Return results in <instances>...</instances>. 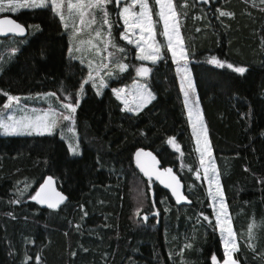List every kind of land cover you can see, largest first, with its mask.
<instances>
[{
  "label": "trees",
  "instance_id": "1",
  "mask_svg": "<svg viewBox=\"0 0 264 264\" xmlns=\"http://www.w3.org/2000/svg\"><path fill=\"white\" fill-rule=\"evenodd\" d=\"M184 3L187 8L180 7ZM149 5L155 39L164 45L155 0H149ZM173 6L190 55L189 69L207 129L210 160L216 164L227 217L236 235L239 250L233 256L239 264H264L245 243L250 218L254 216L257 223L264 218V185L257 182L264 178V4L260 0H209L208 4L173 0ZM217 7L232 16L217 19ZM109 11L112 37L130 54L125 58L111 48V67L106 72L111 70L112 75L103 77L107 87L100 96L91 82L83 85L73 122L80 155H70L57 134L0 137V264H21L25 255L28 264H35L38 252L45 264H104L105 258L107 264H173L170 251L178 253L185 244L192 245L183 251L188 264H212L214 254L217 261L224 259L207 187L198 178L201 165L176 66L165 45L166 60L156 64L136 60L133 46L120 39L114 0ZM2 16L23 25L27 35L13 45L18 51L0 73V89L14 96L42 94L57 91L64 81L74 98L87 70L69 58V31L61 27L59 18H53L50 8H22ZM29 25H39L40 30ZM3 45L0 56L7 59L13 46L1 42ZM213 56L225 66L207 63ZM116 60L128 65L124 72L112 66ZM227 64L247 70L241 75ZM139 66L152 69L148 77L137 76ZM137 81L149 84L156 98L133 116L120 111L123 105L113 89ZM5 99L0 96V106ZM59 99L63 101L62 96ZM169 138L173 144L168 143ZM66 140L72 141L69 136ZM138 148L152 152L162 167L174 168L191 206L174 205L156 183L137 174L132 155ZM46 176L67 197L56 212L41 209L29 198ZM25 183L29 186L21 203L9 205ZM140 192L143 195L138 196ZM81 204L87 216L80 211ZM138 207L140 214L149 215L145 223L140 215L133 216ZM9 211L15 219L6 215ZM77 223L81 224L79 231ZM252 243L257 253L264 251V230ZM180 259L176 255L175 264Z\"/></svg>",
  "mask_w": 264,
  "mask_h": 264
},
{
  "label": "snow or ice",
  "instance_id": "2",
  "mask_svg": "<svg viewBox=\"0 0 264 264\" xmlns=\"http://www.w3.org/2000/svg\"><path fill=\"white\" fill-rule=\"evenodd\" d=\"M112 2L113 0H0V13L6 11L16 12L19 8L47 9L50 7L53 18H59L61 27L65 30L71 27V32L67 33L69 40L68 53L70 59L77 58L73 55V53L81 52V45L85 43V41L80 38L81 33L85 30H92V26L94 24L100 23V27L95 29V37L102 38L101 43L104 45L103 51L107 52L109 47H111L122 53L124 57L127 58L130 54L129 51L123 47H119L112 37L113 22L109 18L111 15L109 5ZM197 3L208 4L209 0H197ZM260 3L264 4V0H260ZM115 5L119 19L124 25V30L120 33V39L135 46L136 60L150 61L152 64H156L159 60H166L167 56L162 53L164 45L157 43L155 39L153 9L149 5V0H115ZM155 6L159 8V11L156 12L155 15L159 17V22H162L163 24L162 35L166 39L167 53L170 54L172 64L176 66L175 71L178 79L180 80V92L184 98L183 103L184 108L187 111L189 125L193 130V136L197 145L199 146L200 144H203V149L200 151V165L203 168L205 180L209 186L208 195L213 203V213H216L217 205L220 210V214L216 215V221L217 226L220 227L222 241L224 242L223 264H239L238 259L233 256V253L237 252L239 249L236 243V235L233 232L231 223L228 219H225L223 222L221 221V215H226L228 208L224 202V195L221 190L219 179L217 175H215L217 172L216 164L212 160L206 161L205 159V157H210L212 153L208 143L207 129L203 125L200 103L199 100L194 99L196 87L192 80V73L189 69L190 55L183 44L179 23L176 20L178 13L174 11L173 0H155ZM192 6L195 7L196 5L193 4ZM253 6H256L254 2ZM136 7L139 8V11H134ZM180 7L187 8L188 5L187 3H184ZM261 11H264V8H262ZM216 12L219 13L217 19H219V17L232 16L231 12L224 11L219 7L216 8ZM184 15H187V12H185ZM77 19L79 21L78 24L76 23ZM104 26L108 29L106 33L102 31ZM29 28H35L37 31L40 30L39 25H29ZM134 29H138L139 32L136 33L132 31ZM25 31V27L20 23H16L13 20H0V34L10 32L23 36ZM197 31H199V29H197ZM11 43L12 45H15L19 42L12 40ZM87 43L91 47L96 48L97 55H99L101 49L97 48L96 45L93 44L92 39H89ZM10 51L11 55H9L7 59L0 56V73L5 70L4 65L10 63L12 55L18 51V48L13 46ZM110 56H112V53L109 52L108 55L104 57V60H108ZM81 63H84L83 59H81ZM207 63L218 65L220 67L225 66V63L218 61L215 56L208 59ZM112 66L119 72H124L128 67L127 64L120 62L119 60L114 61ZM87 67L89 69L88 77L83 81V83H81L80 90L75 92L74 102L72 99L73 93L68 91V86L64 81L60 82L57 91H50L43 94L44 97L48 99L50 105L47 111L38 112L36 110H32L29 112L20 104V97L11 95L7 91L0 89V96H5L7 98L6 101L3 102L2 106H0V135L32 136L35 134L38 136H51L54 134V130L60 127L61 139L64 140V128H67L68 131H71L72 129L68 125L61 127V122L67 121L71 124L75 121L77 107L80 105V100L82 99L84 92V83L91 82L92 87L96 90L97 96L101 95V89L107 87V84L101 76L100 68L108 69L109 64L104 63L99 67L94 68L93 62L90 60ZM227 67L241 75H243L247 70L245 67H233L232 64H227ZM151 71V68L144 66L136 68V74L140 77H148ZM93 73H95V76ZM106 74L111 76L112 71L109 70ZM97 78H99V84L96 82ZM113 93L116 96V99L124 105L120 111L132 113L133 116L140 113L145 107H147L148 104L151 103L152 100L156 98L151 91L150 85L146 82L137 83L136 88L134 90H129L126 95L125 89H113ZM61 96L63 98L62 103L59 99ZM52 97H57L56 103L59 104L62 111L55 110L54 105L51 103ZM17 112H23L24 114L17 116ZM261 136L264 137V132H261ZM168 143L173 144V139L169 138ZM176 150L179 151V148ZM69 152L73 155L79 156V145L70 144ZM135 156L137 167L140 168V171L143 172L146 177L151 179L152 175H156L157 179H161V174L154 171L155 158L151 157L150 153H143L138 150L135 153ZM142 156L151 158L153 166L146 167L141 161ZM97 164L102 167V163L99 158L97 159ZM245 171H248V169H245ZM165 173L168 174L170 182L165 183L164 180H161V182L165 183V187L171 189L172 195L176 198L177 204H179L182 200H185V196L180 195L179 193V181L175 176L171 175L170 169H165ZM210 173H212V175H210ZM257 182L264 185V178L258 179ZM213 185H215V192L212 191ZM28 186L29 185L25 183V188L15 193L14 198L8 201L9 205L20 204L21 197L25 195ZM139 195H143V192L138 193V196ZM217 197H219L218 200ZM29 198L32 201H35L36 204L46 205L48 209L53 211L59 208L60 205L64 204L67 199L65 195H62L60 192H57L52 188L51 177L45 178L43 183L40 184L39 189ZM80 211L84 216H87V212L85 211L83 204L80 205ZM6 215L11 219L16 218L12 211L7 212ZM139 215L140 208L138 207L134 210L133 216ZM152 215L155 216L158 215V213L153 212ZM197 215L199 216L201 214L198 213ZM140 218L147 220V215ZM81 219H83V217H81ZM204 219H208V217H204ZM75 228L79 231L81 224L77 223ZM262 230H264V218H262L260 223L255 221L254 216L250 218L247 230V241H245V243L246 246L253 251L254 258L257 259H264V251L257 253L256 245L253 244L252 241L258 238V232ZM224 233L227 234L226 238L223 235ZM243 235L244 234L242 233L241 236L243 237ZM191 247V244L184 245V248ZM184 248L180 249L178 253L170 251L169 259L173 260V264H175L174 257L176 255L181 257L180 264H188V261L183 257ZM85 251H87V249H85ZM9 255L11 256L12 253L9 252ZM71 255L75 256L76 253L72 252ZM211 260L212 264H217V256L215 254L211 257ZM28 261L29 257L25 255L21 264H28ZM35 264H45L39 252L35 256ZM104 264H107L106 258L104 260ZM130 264H134V262L130 261Z\"/></svg>",
  "mask_w": 264,
  "mask_h": 264
},
{
  "label": "rangeland",
  "instance_id": "3",
  "mask_svg": "<svg viewBox=\"0 0 264 264\" xmlns=\"http://www.w3.org/2000/svg\"><path fill=\"white\" fill-rule=\"evenodd\" d=\"M115 1V0H114ZM112 4V3H111ZM115 7H116V5H115ZM50 8V7H49ZM24 9H29V8H24ZM33 9H38V8H33ZM20 10H22V8H19V9H17V11L19 12ZM66 10V9H65ZM134 11H139V8L138 7H136L135 9H134ZM157 11H159V8L157 7ZM1 14V13H0ZM116 14H117V18H118V20H119V25L121 26V31H120V33L124 30V25H123V23H122V21H120V19H119V16H118V13L116 12ZM76 23L78 24L79 23V21H78V19L76 20ZM98 27H100V23H97V24H94L93 26H92V30H85L84 32H82L81 33V35H80V38L81 39H83L84 41H85V43L83 44V45H81V52H74L73 53V55H75L77 58L76 59H73V60H76V61H78V62H80L81 63V59H83L84 60V63L82 64L85 68H86V70H87V77H88V72H89V69H88V67H87V65H88V62L91 60L92 62H93V67L95 68V67H99L101 64H104V63H107V64H109V68L111 67L110 66V57H109V59L108 60H104V57L105 56H107L108 55V53L110 52V50H111V47H109V50L107 51V52H105V51H103V47H104V45H103V43H101V39L102 38H96L95 37V29L96 28H98ZM161 27H163V24H162V22H161ZM155 29L156 28H154V31H155ZM69 32H71V27H69V29H67ZM66 31V30H65ZM67 31V32H68ZM102 31L104 32V33H106L107 31H108V29H107V27L106 26H104L103 27V29H102ZM132 31H134V32H136V33H138L139 32V30L138 29H134V30H132ZM89 39H92V42H93V44H95L96 45V47L97 48H99V49H101V51H100V53H99V55H97V52H96V48H93V47H91L88 43H87V41L89 40ZM1 41H0V43L1 42H6V43H8L9 45H11V46H13L12 45V43H11V41L12 40H15V41H21V40H19V39H16V38H7V39H0ZM124 42H127V41H125V40H123ZM164 45L166 46V39H165V37H164ZM69 43V42H68ZM5 45H3V46H0V50H1V53H3V47H4ZM74 46H75V42H74ZM133 46V48H134V55H135V53H136V49H135V46L134 45H132ZM144 62H147V63H151L150 61H144ZM108 68V69H109ZM106 70L107 69H104V68H100V72H101V76L102 77H104L105 76V74L107 73L106 72ZM93 75L95 76V73H93ZM104 79V78H103ZM109 79H111V78H109ZM108 79V80H109ZM193 80V79H192ZM105 81V80H104ZM96 82H97V84H99V78H97V80H96ZM137 83H145L144 81H137V82H135V83H132V84H130V85H128V86H123V87H120V88H118V89H125V95L128 93V91L129 90H134L135 88H136V84ZM102 90V89H101ZM100 90V91H101ZM47 93V92H46ZM44 93H42V94H40V93H38V94H31V95H20V96H18V97H20L21 98V100H20V104L25 108V109H27L29 112H31L32 110H36V111H38V112H43V111H47L48 109H49V102H48V99L46 98V97H44V95H43ZM183 96V95H182ZM6 98V97H5ZM7 99V98H6ZM6 99H5V101H6ZM73 99V102L75 101V97L74 98H72ZM184 99V98H183ZM194 99H197V94H196V92H195V97H194ZM198 100V99H197ZM56 101H57V97H52L51 98V103L54 105V108H55V110H57V111H62V109H60V106H59V104H57L56 103ZM60 102L62 103L63 101H61L60 100ZM123 105V104H122ZM123 107H124V105H123ZM201 111V110H200ZM24 113L23 112H17L16 113V115L17 116H20V115H23ZM186 114H187V111H186ZM187 118H188V115H187ZM202 119H203V116H202ZM188 122H189V120H188ZM64 125H68L72 130L71 131H68L67 130V128H64V130H63V134H64V136H65V139L63 140L64 142H65V144H66V146H67V149H68V152H69V145L70 144H73V145H76L77 144V139H76V137H75V132H74V127H73V122L71 123V124H69V122H67V121H62L61 122V127H63ZM203 125H204V123H203ZM190 126V125H189ZM205 127V126H204ZM191 128V127H190ZM191 131H192V134H193V130H192V128H191ZM55 134H57L60 138H61V128L60 127H58L56 130H54V134L53 135H55ZM53 135H51V136H53ZM37 137L38 135H35V134H33L32 136H27V135H23V136H2V135H0V137ZM44 136H49V135H44ZM69 136V139H71L72 141H71V143L69 142V141H67L66 140V138ZM194 137V136H193ZM194 142H195V144H196V147H197V152H198V157H199V160H200V151L203 149V144H200L199 146L197 145V143H196V140H195V138H194ZM198 148H199V150H198ZM69 154L70 155H73L72 153H70L69 152ZM178 155H180L179 153H178ZM75 156V155H74ZM205 159H206V161L207 160H210V157H205ZM197 173H198V178H202L203 180H204V183H205V185L207 186V193L209 192V186H208V183L206 182V180H205V176H204V171H203V168L201 167L200 168V170H197ZM210 175H212V173H210ZM215 175H216V173H215ZM212 191L213 192H215V185H213V188H212ZM210 198V197H209ZM219 199V197H217V200ZM210 201H211V198H210ZM211 204H212V206H213V203H212V201H211ZM220 214V210H219V207H218V205L216 206V213H215V218H216V215H219ZM225 219H228V217H227V214L226 215H221V221L223 222ZM217 222V221H216ZM218 231H219V233H220V236H221V241H222V233H221V230H220V227L218 226ZM224 236H225V238L227 237V234L226 233H224L223 234ZM222 247H223V249H224V242L222 241Z\"/></svg>",
  "mask_w": 264,
  "mask_h": 264
},
{
  "label": "water",
  "instance_id": "4",
  "mask_svg": "<svg viewBox=\"0 0 264 264\" xmlns=\"http://www.w3.org/2000/svg\"><path fill=\"white\" fill-rule=\"evenodd\" d=\"M0 20H13L14 22L18 23L17 21H15V20H14L12 17H10V16H2V17H0ZM22 26H23V25H22ZM5 27H7V26H5ZM25 29H26V28H25ZM26 35H27V30L25 31V34H24L23 36L16 35V34H14V33H10V32H5L4 34H0V39H7V38L23 39V38H25ZM138 150L141 151V152H143V153H150V154H151V157H154V158H155V162H154V171H155L156 173H160V174H161V179H157L156 175H152L151 179H149L148 177H146V176L144 175L143 172L140 171V168L137 167L136 156H135V153H136ZM132 160H133V165H134V169H135V171H136V172H137V173H138L143 179L148 180V181H151V182H157L158 185H159V187H160L161 189H163L164 191H166V192L170 195L171 199L173 200V202H174L177 206H190V205H191V201H190V200L184 195V187H183V183L180 181L179 177L174 173L173 168H170V167H165V168H163V167H161V164H160L159 160L157 159V157H156L152 152H150L149 150L141 149V148H138L137 150L134 151V153H133V155H132ZM141 161H142V163H144V165H145L146 167L153 166V161H152V159L149 158V157H144V156H142V157H141ZM165 169H170V170H171V175H172V176H175L176 179L179 181V193H180V195L185 196V200H182L179 204H177V202H176V198L172 195L171 189L168 188V187H165V183L170 182V181H169V176H168V174L165 173ZM47 177H51V176H46L45 178H47ZM45 178H44V179H45ZM51 178H52V177H51ZM44 179H43V181H44ZM161 180H164L165 183H162ZM43 181H42V183H43ZM42 183H41V184H42ZM52 188H53L55 191L60 192L62 195H64L61 191H59V190L57 189V186H56L55 180H54L53 178H52ZM38 189H39V187H38ZM38 189H37V190H38ZM186 201H187V202H186ZM33 202L35 203V201H33ZM66 202H67V199H66L65 203H66ZM65 203L62 204V205H60V207L57 208L55 211L48 209V208L46 207V205H39V204H37V205H38L41 209H43V210L56 212V211H58L62 206H64ZM35 204H36V203H35ZM220 264H223V261H222Z\"/></svg>",
  "mask_w": 264,
  "mask_h": 264
},
{
  "label": "bare ground",
  "instance_id": "5",
  "mask_svg": "<svg viewBox=\"0 0 264 264\" xmlns=\"http://www.w3.org/2000/svg\"><path fill=\"white\" fill-rule=\"evenodd\" d=\"M158 159V158H157ZM159 160V159H158ZM132 162H133V160H132ZM160 162V161H159ZM161 164V163H160ZM134 166V165H133ZM162 167V166H161ZM163 168H165V167H163ZM170 168H172V167H170ZM173 170H174V168H173ZM198 170V169H197ZM174 173L176 174V172H175V170H174ZM177 175V174H176ZM178 176V175H177ZM179 177V176H178ZM179 179H180V177H179ZM43 181V180H42ZM42 181H41V183H42ZM148 181V180H147ZM180 181H181V179H180ZM151 182V181H150ZM182 182V181H181ZM40 183V184H41ZM152 183H157V182H152ZM183 183V182H182ZM40 184H39V186H40ZM158 184V183H157ZM38 186V187H39ZM57 186V185H56ZM159 186V185H158ZM183 187H184V184H183ZM207 187V186H206ZM38 189V188H37ZM58 189V188H57ZM151 189V188H150ZM163 190V189H162ZM205 190V189H204ZM37 191V190H36ZM164 191V190H163ZM164 192H166V191H164ZM167 193V192H166ZM168 194V193H167ZM169 195V194H168ZM184 195L188 198V196L186 195V193H185V187H184ZM169 197H170V195H169ZM171 198V197H170ZM189 199V198H188ZM172 200V199H171ZM190 200V199H189ZM191 201V200H190ZM172 202H173V200H172ZM173 204L174 205H176L174 202H173ZM192 204V203H191ZM177 206V205H176ZM191 206V205H190ZM179 207H181V206H179ZM186 207V206H185ZM223 261V260H222Z\"/></svg>",
  "mask_w": 264,
  "mask_h": 264
},
{
  "label": "flooded vegetation",
  "instance_id": "6",
  "mask_svg": "<svg viewBox=\"0 0 264 264\" xmlns=\"http://www.w3.org/2000/svg\"><path fill=\"white\" fill-rule=\"evenodd\" d=\"M138 174V173H137ZM139 175V174H138ZM140 176V175H139ZM141 177V176H140ZM157 184V183H156ZM158 185V184H157ZM169 196V195H168ZM170 198V197H169ZM171 199V198H170ZM172 201V200H171ZM144 215H147V214H145V213H142V214H140V217H142V216H144ZM149 218V215H147V219ZM141 219V218H140ZM144 223L147 221V220H143V219H141ZM222 262V260L219 262V261H217V264H220Z\"/></svg>",
  "mask_w": 264,
  "mask_h": 264
}]
</instances>
